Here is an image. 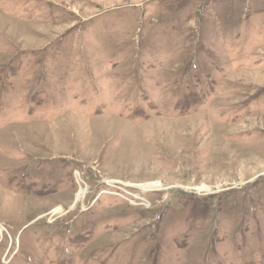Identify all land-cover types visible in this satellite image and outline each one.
Segmentation results:
<instances>
[{
    "label": "rangeland",
    "instance_id": "obj_1",
    "mask_svg": "<svg viewBox=\"0 0 264 264\" xmlns=\"http://www.w3.org/2000/svg\"><path fill=\"white\" fill-rule=\"evenodd\" d=\"M0 264H264V0H0Z\"/></svg>",
    "mask_w": 264,
    "mask_h": 264
},
{
    "label": "bare ground",
    "instance_id": "obj_2",
    "mask_svg": "<svg viewBox=\"0 0 264 264\" xmlns=\"http://www.w3.org/2000/svg\"><path fill=\"white\" fill-rule=\"evenodd\" d=\"M142 188H144L145 190H159L162 188L160 183H153V184H149L146 186H143ZM86 193L85 189H82V191L79 193V195L77 196V200H80V198H83L84 195ZM63 208H57L54 210L53 215H58L60 214V212H62Z\"/></svg>",
    "mask_w": 264,
    "mask_h": 264
}]
</instances>
